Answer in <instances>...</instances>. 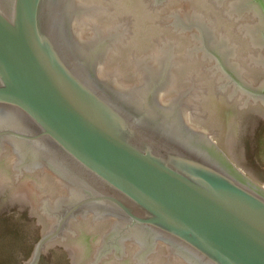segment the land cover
I'll use <instances>...</instances> for the list:
<instances>
[{"label":"water","instance_id":"95a60500","mask_svg":"<svg viewBox=\"0 0 264 264\" xmlns=\"http://www.w3.org/2000/svg\"><path fill=\"white\" fill-rule=\"evenodd\" d=\"M162 2L0 0V202L40 231L23 264H264V0ZM158 18L174 45L131 48ZM221 94L262 109L226 125Z\"/></svg>","mask_w":264,"mask_h":264},{"label":"rangeland","instance_id":"374dc122","mask_svg":"<svg viewBox=\"0 0 264 264\" xmlns=\"http://www.w3.org/2000/svg\"><path fill=\"white\" fill-rule=\"evenodd\" d=\"M254 153L264 169V121L254 136ZM32 205L0 202V264H23L31 258L40 237L38 217H30Z\"/></svg>","mask_w":264,"mask_h":264},{"label":"flooded vegetation","instance_id":"af4514ba","mask_svg":"<svg viewBox=\"0 0 264 264\" xmlns=\"http://www.w3.org/2000/svg\"><path fill=\"white\" fill-rule=\"evenodd\" d=\"M161 1L162 0H158V3H156L155 4V6H156V9H158L159 10V14H162L163 15V12H164V5H163V2L161 3ZM178 4H173V5H168V6H166V11H168V12H170V11H172L173 9L174 10H178V7H179V5L177 6ZM153 9H154V7H153ZM161 16V15H160ZM170 20H172V19H168V20H164V19H160V18H158V19H155V20H152L150 23H149V25L153 28V30H154V28H156L157 30V32L155 33V32H153L152 33V35L151 36H147V38H145L144 40H141L142 41V44H143V46H141L140 48H135V47H131V48H134V49H138V50H149L150 49V47L151 46H155L157 43H158V45L160 44V45H162L161 44V42L162 43H164V42H168V41H170V43L172 42L173 43V45H174V43L176 42V41H173V37H175L176 36V30H173V29H170L169 27L172 25V23H171V21ZM176 20V19H175ZM178 25H179V23H178V21L176 20L175 21ZM195 24H196V22L194 21V20H185L184 21V26L185 27H189V29H188V31L189 32H192L193 30H194V27H195ZM164 25H167V31L166 32H168V34H163V33H165V28H164ZM160 33V34H159ZM166 36V37H165ZM164 41V42H163ZM188 41H190V38L189 39H186V43H188ZM123 52H126V49H129V47L128 48H120ZM221 97H223V98H221V99H223V101L225 102V104H221V108H219V110H218V114H219V116H218V118L221 120V121H223L224 122V124H226V125H230V126H232V123H231V121L233 122V120L235 119V117L236 116H238V115H246V114H251V113H255V111H258V110H261L260 109V107H255L253 104H248V106L247 107H245L246 105H242V104H238L237 106H236V108H234V109H230V108H228V105H233V104H235V100H229L228 98H226L225 96H224V94H221ZM232 110H234V111H232ZM264 111V110H263ZM217 114V115H218ZM188 117V116H187ZM188 121L194 126V127H196L197 129H200V130H204L203 128H202V125H199V124H195L194 123V121L196 122V123H198V122H201V121H199V120H197V119H195L194 117H188ZM214 139V138H213ZM217 144H218V142L216 141V140H214ZM4 183H8V184H13V185H15V184H18L17 183V181H15V180H13V181H6V182H4ZM40 190H42V192H43V188H42V185H41V187H40ZM43 194V193H42ZM41 217H43L42 215H41ZM45 219V218H44ZM46 220V219H45ZM46 221H48V220H46ZM50 222L48 221V223L47 224H49ZM163 247H162V250H161V252H164V253H166V248H165V245H162ZM64 247V249H66L67 248V246H63ZM75 251V250H74ZM160 252V253H161ZM165 257H163V259H164ZM81 264V263H80Z\"/></svg>","mask_w":264,"mask_h":264}]
</instances>
